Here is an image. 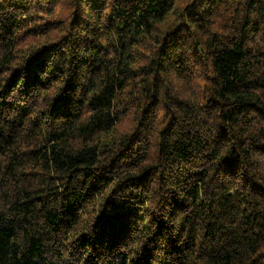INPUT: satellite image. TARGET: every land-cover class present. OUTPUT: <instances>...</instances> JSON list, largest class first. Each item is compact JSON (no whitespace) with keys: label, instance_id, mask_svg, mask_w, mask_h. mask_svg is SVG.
Returning <instances> with one entry per match:
<instances>
[{"label":"trees","instance_id":"obj_1","mask_svg":"<svg viewBox=\"0 0 264 264\" xmlns=\"http://www.w3.org/2000/svg\"><path fill=\"white\" fill-rule=\"evenodd\" d=\"M0 264H264V0H0Z\"/></svg>","mask_w":264,"mask_h":264}]
</instances>
